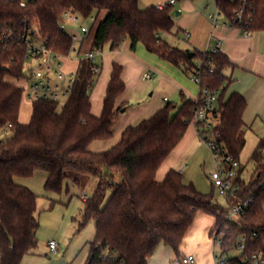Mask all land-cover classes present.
Here are the masks:
<instances>
[{"label": "trees", "instance_id": "trees-1", "mask_svg": "<svg viewBox=\"0 0 264 264\" xmlns=\"http://www.w3.org/2000/svg\"><path fill=\"white\" fill-rule=\"evenodd\" d=\"M0 0V128H10L13 137L0 143V264H22L39 246L40 221L38 197L28 187L18 185L16 178H29L36 172L47 175L45 189L60 194L67 178L76 173L97 178L94 194L85 203L83 226L96 222V240L91 244L86 264H149L161 247L180 254L181 245L197 215L215 218L214 229L223 232L222 254L236 249L246 237L245 250L232 258L264 256V140L251 157L254 175L249 184L242 179L238 198L229 197V205L248 200L254 202L238 222L227 220L229 208L215 204L193 184H186L182 174L170 170L163 182L156 180L158 170L178 147L194 118L197 103L183 99L181 105L166 102L152 117L136 126H129L121 140L110 150L94 153L89 150L96 141H108L128 104L117 106L126 90L123 67L113 65L101 116L92 113L91 82L96 76L91 60L82 58L74 74L72 92L66 102L40 100L32 103L31 120L21 124L19 117L24 89L10 84L7 77L27 76V49L19 38L29 30L50 37L48 47L58 55L68 56L75 40L63 31L65 13L92 21L93 26L82 41L80 51L103 52L107 44L112 50L130 39L132 50L143 44L160 59L182 68L192 75L196 61L204 62L203 80L218 91L216 112L217 142L226 155L240 163L246 146L244 114L247 101L239 93L227 97L233 82L235 66L221 52L182 50L162 40L163 33L175 27L174 5L162 10L156 6L141 8L140 0ZM181 1V0H178ZM193 1V0H191ZM225 23L248 34L264 32V0H216ZM103 13H107L101 19ZM13 33L12 41H3L4 33ZM179 35V33H178ZM193 54V58L190 55ZM101 69L100 64L98 65ZM214 72L210 73L209 69ZM178 108V110H177ZM177 110L176 113H174ZM118 175L120 183L111 177ZM113 193L105 202L106 193ZM212 230V231H213Z\"/></svg>", "mask_w": 264, "mask_h": 264}, {"label": "rangeland", "instance_id": "rangeland-1", "mask_svg": "<svg viewBox=\"0 0 264 264\" xmlns=\"http://www.w3.org/2000/svg\"><path fill=\"white\" fill-rule=\"evenodd\" d=\"M171 1L173 0H140V6L141 8L145 9L151 6L167 5ZM174 1L175 5L173 7V10L175 16L177 12H183L185 3H188L190 6L199 3L202 8L200 12L204 14V17H207L209 14L217 13V11L215 10L216 0ZM185 11L187 12L188 10L185 9ZM106 14L107 13H103L101 19L104 18ZM220 22H224L223 17H220ZM82 26L90 29L93 26V22L90 20L79 18L74 23L67 25L66 33L71 37L74 35H81L83 37V35L80 33ZM195 28L196 27H194L191 31V33L194 35V38H196V43L195 45H193L195 47L193 48H197V50L203 51L205 50V40H203L205 34V26L204 24L199 23L197 28ZM161 37L164 42L168 43L172 47H178L179 49L187 50L188 44L183 41V34L178 35L177 32L172 31L171 33H163ZM125 40L121 43V45H123ZM79 45H77V42H75V48H79ZM121 45L119 46V48L121 47ZM110 49L111 45L107 44L103 49L104 54L98 56L97 61L99 62L101 67L106 55L111 53ZM138 49L142 50L145 55H148V57H150L151 55L160 59L156 54L149 52L143 44H138L135 52ZM67 59L69 62H71L70 64H68V68L72 70L74 74L76 69L73 70V68H76L77 63L80 60V56L77 53L72 52L67 57ZM138 60L140 61V59ZM134 65L135 64L128 61L126 67L128 70L133 72V69L135 68ZM149 66L150 65H148L147 68H150ZM34 67L36 66L34 65ZM174 67L176 69H179L177 66ZM179 70L185 76L184 79L186 80V83L189 85V87L193 90L194 96H199L200 86L196 84L192 80L191 76L185 73L183 69L180 68ZM64 71L67 73L66 68H64ZM100 71L102 72L103 68H101ZM99 74L100 75L96 76L95 78V84L91 88L90 94H94L98 90L97 80L100 78L99 76H101V73ZM6 81L10 84H14L20 87H25L26 84L23 78L16 79L10 76L7 77ZM173 84L179 86L178 83L174 81ZM181 90L169 87L167 89L162 88L160 89V91H158V93H155L154 89L146 91V87L143 84L137 83L136 86L132 88V91H128V97L142 98L143 92L145 91L147 92L146 99H142L141 101H139L138 99H134L135 101H130L131 99H128L129 102L125 104H128L131 107H138L140 105H146L147 100L151 99H153L151 100L153 102H158L160 100L164 103V98L167 97L170 102H172L174 105H177L179 108L182 100ZM104 92L106 94V91ZM126 93L127 91H125L123 95L118 98L117 103L124 96V94L126 95ZM65 102L66 98H64L60 102L59 109ZM177 110L174 113H176ZM31 113L32 102H30L24 96L19 117L20 122H30ZM244 119L247 124L245 134L246 146L240 156V165L242 169V179L246 182V184H249L254 175V163L251 161V157L258 147L259 142L261 140H264V103H253L252 106H249L248 104ZM195 130V125L192 123L178 147L166 159L164 167L171 166V168H173L174 170L182 173L183 181L186 184H193L200 193L211 197L215 204L227 209L229 208L227 198L221 197L219 195V193L213 187V182L210 176L211 173L216 169L212 151L206 144V142L200 139L198 135H194ZM12 137L13 132L10 128H0V143L7 142ZM114 139H116L115 135H113V137L108 141H113ZM76 175L78 174H70V176L65 181L63 190L60 194L51 193L45 189L47 175L44 172H36L32 177L29 178L15 179L18 185L30 188L38 197L37 216L40 221V229L38 232L39 246L36 252L29 257H42L48 259V257L50 256L52 257L50 261H54L53 264H86L91 244L96 240V222L94 221V219H92L81 226L85 208L83 198L85 196L89 198L94 194L99 181L97 178L87 179L85 178L86 176H82L83 178L81 179V184L77 185L75 182ZM111 181L113 183H120L121 179L118 175H113L111 177ZM112 193V190L107 191L104 202L105 204L110 199ZM210 235L211 232L208 233L207 239L211 244ZM50 241H56L59 244L60 251L56 256L47 255L48 244ZM198 243L199 242H197V240H190V242L184 249L193 251V249L198 246ZM186 250H182L183 255H189L187 254ZM201 254L208 256L210 264H213L210 252L201 251ZM215 254H217L218 256L223 255L222 250L218 247H215ZM239 255H241V252L233 249L229 253H227V255H224V257L234 258ZM28 258L26 257L23 260L22 264H26ZM175 258L176 256L173 258V260ZM173 260L171 264H173Z\"/></svg>", "mask_w": 264, "mask_h": 264}, {"label": "crops", "instance_id": "crops-1", "mask_svg": "<svg viewBox=\"0 0 264 264\" xmlns=\"http://www.w3.org/2000/svg\"><path fill=\"white\" fill-rule=\"evenodd\" d=\"M215 5V10L218 12L217 3ZM159 6L162 5H158L156 7ZM184 7L185 8H183L181 16L174 17L175 27L173 31L177 32V34L179 33L183 35L185 31L190 33L187 40L183 39V41L188 44L187 50H197V48H193L195 47L193 45L196 43V38H194L191 31L194 27L197 28L199 23L204 24L205 34L203 40H205V50L202 52H206L213 47H217V45L221 42L219 51L226 54L235 66L232 74L233 82L228 89L227 97L233 93H239L244 96L249 106H252L253 103H264V32L246 35L242 29L226 25L225 20L223 23L220 22L217 29H213L210 16L214 14H209L207 17H204V14L200 12L202 8L199 3L191 6L188 3H185ZM185 9L188 11L186 12ZM77 45H79V48L81 47L80 42H77ZM131 47L132 44L130 39H126L120 48L116 50L110 49L111 53L106 55L105 60H103L101 67L103 68V71H100L101 76H99L100 78L97 80L98 90L94 94H90L92 113L95 116L99 117L103 112V105L106 96L104 91H107L114 64H118L123 67L122 78L126 84L125 91H127L126 95L124 94V96L119 100L117 106L129 102L128 99H131L130 101H135L134 99H138L139 101L146 99L147 92L145 91L143 92L142 98L128 97V91H132V88L135 87L137 83L143 84L146 87V91L154 89L155 93H158V91L162 88L167 89L171 87L180 90L182 89V100L190 99L196 101L199 98L200 93L199 96H194L193 90L184 79L185 76L179 70L180 67H178L179 69H176L174 65L167 61L158 59L157 57L151 55L148 57V55H145V53L139 49L135 52V50H132ZM103 54L104 51L101 52L100 55ZM138 59H140V61ZM128 61L135 64L133 72L128 70L126 67ZM64 62V68H66L67 72L73 73L72 70L68 68V64L71 62H69L67 58H65ZM78 65L79 61L76 68L74 67L73 70H77ZM148 65H150V68H147ZM146 73L152 74L153 78L151 81L144 79V75ZM173 81L178 83L179 86L173 84ZM166 99L167 97L164 98V103L160 100L158 102H153L151 101L153 99H151L147 100L146 105L143 106L140 105L138 107H131L129 105V108L121 114L117 121V126L114 132L116 139L113 141H96L90 145L89 150L94 153H101L110 150L119 142V140H121V135L126 128L129 126H136L142 121L152 117L157 111L161 110L165 106ZM28 123L29 122L26 121L24 123L21 122V124L24 125H27ZM245 125L247 126L246 122ZM194 135H198L196 130ZM164 163L156 175V180L158 182H163L170 170L173 169L171 166L164 167ZM215 222L214 217L204 213H199L186 234L180 248V253L182 254V250H186L184 248H186L190 240H197V242H199L198 246H196L193 251L186 250L187 254L194 255L199 264H210L208 256L201 254V251L210 252L212 263L214 264L213 245L212 242L210 244L207 239V235L211 232L210 230L214 228ZM47 255H50L49 247ZM174 257L175 255L171 249L161 246L149 259V264H171ZM51 259L52 257L50 256L48 259L42 257H29L26 264H53L54 261H50Z\"/></svg>", "mask_w": 264, "mask_h": 264}, {"label": "built area", "instance_id": "built-area-1", "mask_svg": "<svg viewBox=\"0 0 264 264\" xmlns=\"http://www.w3.org/2000/svg\"><path fill=\"white\" fill-rule=\"evenodd\" d=\"M28 1V0H27ZM169 4L175 5V1H171ZM26 5V0L21 2V6ZM168 5V4H167ZM166 5L157 7L162 10ZM219 12L210 16L213 29H217L220 25ZM78 18L71 12L65 13V22L62 24L61 28L66 31L67 25L74 23ZM95 21V18H92ZM227 25V24H226ZM0 29H3L2 24H0ZM90 29L82 26L80 33L83 35L72 36L75 42H80L87 37ZM247 35L248 33L245 32ZM190 36L188 31L184 32V39L187 40ZM14 39L13 33L5 32L3 36V41H12ZM50 37L39 36L36 32L29 30L28 35L19 38L20 45L25 46L27 49L28 57L26 64V74L23 78L25 81L24 96L30 102L34 103L40 100H49L60 103L64 98L66 100L69 98L72 92V86L74 83V74L66 73L64 71V60L68 56L55 54L49 47ZM221 42L217 47L210 49L211 52H220L219 48ZM72 52L77 53L82 58L91 60L94 64L98 65L97 58L101 52L93 51L81 53L80 48H75ZM79 60V62H80ZM34 65L36 67H34ZM94 66L93 73L98 75L100 73V67ZM204 62L201 59L196 61L195 70L191 75L192 80L200 86V96L196 100L197 109L195 111L192 123L195 125L196 131L200 139H202L210 147L214 160L216 169L211 173V179L213 182V187L219 193L221 197H229L236 199L238 198V193L240 192V184L238 180L240 178L241 165L235 161L231 156L226 155L225 149L217 142V132L216 126L218 124L219 118L216 112V105L218 100V91H213L209 84L204 82L203 77L207 72L205 70ZM210 73L214 72L213 68L209 69ZM153 78L152 74L146 73L144 75L145 80L151 81ZM95 80L90 84L93 87ZM168 102V99H166ZM191 123V124H192ZM264 155V150L262 151ZM182 174V173H181ZM254 195H252L248 200L239 202L237 204L229 205L230 210L227 215V220L233 223L238 222V220L244 216L251 205L254 202ZM88 199L87 196L83 198L84 201ZM223 235L224 233L219 231V229H214L211 231L210 239L213 245L214 254V264H264V256L262 254H254L251 258L239 259L236 258H225L224 255L218 256L215 254V247L222 249L223 245ZM246 237H242L237 245V250L243 253L245 250ZM49 252L51 256H56L60 247L56 241H50L48 244ZM173 264H199L194 255H183L179 254L173 260Z\"/></svg>", "mask_w": 264, "mask_h": 264}, {"label": "water", "instance_id": "water-1", "mask_svg": "<svg viewBox=\"0 0 264 264\" xmlns=\"http://www.w3.org/2000/svg\"><path fill=\"white\" fill-rule=\"evenodd\" d=\"M179 16H181V12L176 13V17H179ZM190 57L193 58V54H191ZM123 112H125V110H123Z\"/></svg>", "mask_w": 264, "mask_h": 264}]
</instances>
